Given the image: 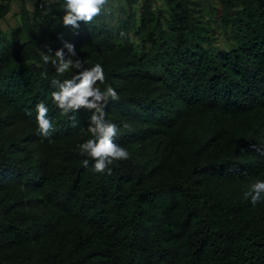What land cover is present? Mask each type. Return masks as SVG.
I'll return each instance as SVG.
<instances>
[{"label":"trees","instance_id":"1","mask_svg":"<svg viewBox=\"0 0 264 264\" xmlns=\"http://www.w3.org/2000/svg\"><path fill=\"white\" fill-rule=\"evenodd\" d=\"M11 2L0 0V18ZM63 4L38 0L32 28L24 1V24L0 40V264H264V195L255 207L245 198L264 181V0H219L215 17L236 41L229 51L204 45L182 3L171 33L158 27L141 52L115 44L103 13L65 27ZM45 11L54 17L39 24ZM45 37L48 55L68 42L85 67L101 64L99 88L120 97L106 119L130 158L111 174L95 173L77 148L92 138V113L72 120L52 102L51 81L75 70L60 76L44 63L36 44ZM40 102L55 128L47 139L37 133Z\"/></svg>","mask_w":264,"mask_h":264},{"label":"clouds","instance_id":"2","mask_svg":"<svg viewBox=\"0 0 264 264\" xmlns=\"http://www.w3.org/2000/svg\"><path fill=\"white\" fill-rule=\"evenodd\" d=\"M108 4L109 0H64L62 23L65 27L70 26L73 31H76L80 28V22L91 24L102 14ZM64 49H67V52ZM75 57H77L75 46L68 42H64L63 48L56 50L54 56L43 55L44 63L47 64L51 59L52 66L60 76L75 70L70 79L51 81L52 85L58 89L51 93L52 102L63 115L73 114L70 117L72 120H75L78 110L84 109L92 113L87 127V132L92 138L78 144L77 148L94 162L95 173L111 174L110 166L114 162H123L130 158L128 150L114 142L119 131L118 126L106 119L109 101H119L120 97L112 87L101 91L96 86L98 82H105L104 68L101 64L97 63L90 68L85 67L87 61ZM36 113L37 133L47 139L55 128L48 118L49 109L44 102L36 105ZM256 150L264 152V147H258ZM83 163L87 167L88 159H85ZM262 195H264V181L257 180L251 184L249 191L245 193V198H250V203L255 207Z\"/></svg>","mask_w":264,"mask_h":264},{"label":"rangeland","instance_id":"3","mask_svg":"<svg viewBox=\"0 0 264 264\" xmlns=\"http://www.w3.org/2000/svg\"><path fill=\"white\" fill-rule=\"evenodd\" d=\"M24 1L29 12V25L32 28H37L36 23L38 22L34 17V11L38 0H12L10 12L0 18V40H12V32L24 24ZM179 3L186 5L190 9L193 23L202 29L201 32L203 34H208L210 40L203 42L206 47L210 44L214 45L218 51H229L236 46V41L230 37V30H226L221 19L215 17V8L219 0H109L108 6L102 13L113 29L115 44L118 45L128 39L134 48L141 52L150 45V43H146L144 46L142 40L149 33L157 34L158 27L163 26L164 30L167 29V33H171L168 18L175 12L180 11L177 7ZM42 5L44 3L39 5L40 8ZM60 8L63 9L62 6ZM144 12L152 14V21L146 19L144 26H142V15ZM44 14L45 16L39 24L45 19L54 17L52 13L48 14L46 11ZM133 19L135 20V25L132 27L131 20ZM160 23L161 25H158ZM174 42H176V39H174ZM27 44L28 30L23 27L18 45H22V50L24 51L27 48ZM36 45L42 55H48L47 49L52 45V42L49 37H45L44 39H38ZM91 50L93 52L96 51L95 48ZM80 56L81 53H78L75 58H80ZM81 59L88 60V58ZM33 62V59L19 61L17 66H25ZM96 86L99 87V83ZM23 132V129H20L17 134L21 136Z\"/></svg>","mask_w":264,"mask_h":264}]
</instances>
